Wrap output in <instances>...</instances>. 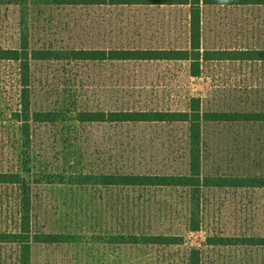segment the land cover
Returning <instances> with one entry per match:
<instances>
[{"label":"rangeland","instance_id":"1","mask_svg":"<svg viewBox=\"0 0 264 264\" xmlns=\"http://www.w3.org/2000/svg\"><path fill=\"white\" fill-rule=\"evenodd\" d=\"M244 23L258 26L259 40L249 38ZM203 28L207 47L264 43V13L257 10L207 7ZM21 35L31 48L61 56L81 48H184L188 7L0 0V47H17ZM16 71V63L0 61V171L20 170V147L14 153L10 139L16 128L10 112L18 107ZM189 96L200 97L206 110L264 109V66L214 60L194 77L185 60L31 62L32 109L57 112L54 121L32 125V230L54 234L57 242L32 243L30 264H186L192 247L200 250V264H264V247L205 244L208 235L264 236V188L206 189L200 228L190 231L186 189L96 182L94 175L115 170L186 173V128L79 123L78 111L183 110ZM202 139L203 174L264 175V123H205ZM17 190L0 186V229L15 228ZM134 233L179 235L184 242L137 245ZM16 257V245H0V264H18Z\"/></svg>","mask_w":264,"mask_h":264},{"label":"trees","instance_id":"2","mask_svg":"<svg viewBox=\"0 0 264 264\" xmlns=\"http://www.w3.org/2000/svg\"><path fill=\"white\" fill-rule=\"evenodd\" d=\"M57 4L66 5H105V4H156L183 5L188 7V37L184 48H113L72 49L61 55L50 48H31L26 36H20L15 48L0 47V61L16 63L18 75V107L10 112V120L16 124L11 134L14 153L17 144L20 147V170L0 171V186L17 187L15 228L0 229V245L14 244L17 247L18 264H30L32 243H55L54 234L38 233L32 230V203L30 184L27 177L32 173L30 161V143L32 125L54 121L57 112L54 110H34L31 107V62L50 60L73 61H173L189 62V73L198 77L204 62L229 60L253 62L264 66V43H246L233 47H207L204 40L203 15L207 7H229L234 9H252L264 13V0H55ZM263 11V12H262ZM250 22L249 19L246 20ZM247 23H244L247 24ZM249 38L258 39V26L245 25ZM217 49V50H215ZM3 111L0 109V119ZM79 123H180L186 128L187 171L183 174L112 172L94 175L99 185L127 188H166L181 187L186 189L188 201L187 226L190 231L200 228L199 213L204 191L211 188L261 189L264 188V175H208L202 173V127L209 122L231 123H264V109L248 110H206L202 99L189 96L186 109H112L80 110L75 114ZM17 123L18 135H17ZM19 136V138L17 137ZM18 140V141H17ZM134 244L149 246H179L183 237L172 234H139L133 235ZM206 245H241L264 247V236H217L208 235ZM186 264H200V250L190 248L186 251Z\"/></svg>","mask_w":264,"mask_h":264}]
</instances>
